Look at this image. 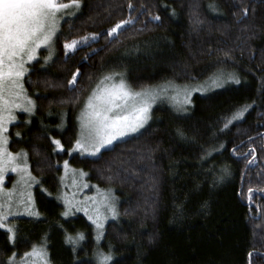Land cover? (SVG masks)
I'll return each mask as SVG.
<instances>
[{
	"label": "trees",
	"instance_id": "trees-1",
	"mask_svg": "<svg viewBox=\"0 0 264 264\" xmlns=\"http://www.w3.org/2000/svg\"><path fill=\"white\" fill-rule=\"evenodd\" d=\"M58 24L54 55L22 79L33 113L8 131L39 181L38 215L12 218L14 240L0 228V264L38 245L49 264H96V250L110 264H264V0H80ZM117 73L133 90L234 80L193 93L181 112L156 105L143 130L96 157L69 156L78 111ZM63 161L114 192L117 217L99 242L85 215H64Z\"/></svg>",
	"mask_w": 264,
	"mask_h": 264
},
{
	"label": "snow or ice",
	"instance_id": "snow-or-ice-1",
	"mask_svg": "<svg viewBox=\"0 0 264 264\" xmlns=\"http://www.w3.org/2000/svg\"><path fill=\"white\" fill-rule=\"evenodd\" d=\"M79 3L80 0H69V3H60L59 0H0V180L9 166L13 172L26 171V167L21 169L20 165L16 163L17 158L23 154L13 155L8 152L6 149L8 140L4 136L7 130L5 113L10 114L13 108H22L24 111L30 112L34 107L33 102L26 96H23V100L28 105L27 107L18 102L24 92L21 80L28 71L25 65L28 61L35 59L39 48L50 45L57 31V14L70 7H79ZM247 11L244 9L245 15H247ZM154 19L159 20L160 17L156 16ZM128 23H130L128 20L117 23L109 35L117 33ZM87 39V37L83 38L84 41ZM79 43L81 41L72 40L64 47L74 50ZM78 75L79 71L73 75L69 83L74 84ZM105 79H111V77H105ZM236 83H239V80H236ZM137 97H142V94L130 92L123 80L118 86L99 89V94L94 92L93 96L89 97L87 108L90 111L87 113L86 139L93 143L95 151L91 153L92 155L124 136L127 129L136 131L147 122L150 105L145 99L137 104ZM130 100L133 101V104L128 115H108L114 110L127 109ZM7 119H13V117L9 115ZM55 143L60 146V141H55ZM76 146L77 149H83L85 144L81 140H77ZM67 165L68 162L65 161V166L67 167ZM251 191L252 189H249V192ZM111 210L115 217V209ZM30 214L38 215V213ZM64 215L67 216L68 213L65 212ZM93 223H96L97 228L103 227V224L98 220H93ZM0 227H3L2 223H0ZM8 231L12 232V229H8ZM9 239L14 240L15 235L13 234ZM83 239V234H78L75 238L66 237V241L72 244ZM26 255L43 259L46 253L43 247L40 249L33 247L32 252ZM112 260L113 256L110 253L102 254L99 264H110ZM44 264H47L46 260Z\"/></svg>",
	"mask_w": 264,
	"mask_h": 264
},
{
	"label": "rangeland",
	"instance_id": "rangeland-1",
	"mask_svg": "<svg viewBox=\"0 0 264 264\" xmlns=\"http://www.w3.org/2000/svg\"><path fill=\"white\" fill-rule=\"evenodd\" d=\"M75 8L76 7H70L68 9L62 10L57 14V31L59 25L58 23L62 19L70 17ZM54 37L50 45L42 46L37 50L35 59L28 61V63L25 65V67L28 70L30 69L29 66L33 61L40 59L42 62H47L54 55ZM26 74L27 72L25 73V75ZM105 77H111V79L106 80ZM121 80L124 81L125 85L127 86V89L130 92L134 94L135 93L142 94V97L136 98L137 104H139V102L142 99L147 100L148 104L150 105V109L148 113L149 118L147 122L144 123L143 127H139L136 131H131V129H127L126 134L120 137L119 139L115 140L114 142L132 136L143 130L151 118L152 109L156 105L161 103H166L171 107H173L176 111L181 112V110H184L185 106L188 105L190 101V97L193 93H197V92L204 93L213 88H216L218 85H221L222 83L224 84L225 81L234 80V78L232 75L230 76L224 75V78L222 77H220V79L219 77L211 78V79H207L205 82L189 84L187 86L159 84L158 87L155 86L140 90H133L126 83L125 79L119 76L118 73L116 75L105 74L98 80L95 87L87 96L83 105L81 106L80 110L77 113V117H76L77 135L75 137L72 146L67 149L69 156H71L72 154H78L80 156L96 157L100 153V151L104 149L101 148L100 151L97 152L95 155L91 154L93 151H95V149L93 147V143L86 139L87 137L86 123L88 119L87 113L90 111V109L87 108V104L89 101V97H92L94 92L99 94V89H103V88L110 89L114 86H118ZM23 96H26L32 102L33 100L27 95V93L24 90L21 100L18 102L24 104V107H27L28 105L26 104V102H24ZM117 103H119V101H117ZM132 104L133 101L130 100L127 109L123 111L114 110L113 112L108 113V115L109 116L128 115L129 112H131L132 110ZM33 109L34 107L30 112H28V111H24L22 108H13L10 114L5 113L6 116L5 127L7 130L5 131L4 136H6L8 140L6 149L8 152L12 153L13 155L22 153L23 155L17 158L16 163L20 165L21 169L26 167V171L13 172L11 171V166H9L5 170L2 180H0V223L3 224V227L0 228L6 230L9 233V236L13 235L12 218L18 216L31 215L30 213H35L33 190L36 186H38L39 181L31 173L30 165L28 163L27 155L25 151L23 150L12 151L10 145L11 140L8 137L9 126L18 120L20 114H23L26 117L30 116L33 113ZM9 115H11L13 119H7ZM77 140H81L85 144V147L83 149H77L76 146ZM55 141L58 140H53V143L55 144V149L57 151H61L63 149L61 143L60 146H58L55 143ZM111 145L105 148H108ZM61 168H62L61 174L59 177V189L56 197L63 204L64 213L67 212L68 216L74 215L76 213L85 215L93 225L95 230V239L96 241L99 242L102 237L105 223L108 220H112L117 217L116 198L114 192L110 189H103L90 184L86 179L85 173L81 169L74 167L70 164H68L66 167L65 161L61 163ZM113 208L115 209L116 212L115 217L113 216L111 210ZM89 217H92V219H89ZM93 220H98L99 223L103 224V227L97 228L96 223H93ZM8 229H12V232H9ZM98 236L99 239H97ZM35 247L37 249L43 247L46 253V256L43 259L38 257H33L31 255H26L32 252L33 250L32 248L27 253L21 255V257H16V256L10 257L8 260V264H44L45 260L47 261V264H49L46 248L43 245H38ZM102 254L103 253L99 250H96L94 252V261L96 264H99Z\"/></svg>",
	"mask_w": 264,
	"mask_h": 264
}]
</instances>
